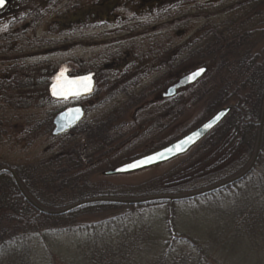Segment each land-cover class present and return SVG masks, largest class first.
Wrapping results in <instances>:
<instances>
[{"label":"rangeland","instance_id":"obj_1","mask_svg":"<svg viewBox=\"0 0 264 264\" xmlns=\"http://www.w3.org/2000/svg\"><path fill=\"white\" fill-rule=\"evenodd\" d=\"M215 1L217 4L225 0ZM169 2L162 1L159 6H155L152 13H149L148 7L145 4L141 5L138 0H73L72 4L80 3V8L75 16L69 15L63 18V24L76 22L78 18L81 19L88 13L91 16L96 15L95 18L99 23L78 27L72 31L74 35H67L66 31L59 36L57 30L49 27L51 20H47L40 26V30L38 29V35L42 33L44 37L43 33L47 28L45 33L51 46L47 45L38 50L26 49L22 53L23 58L18 62H11V65L8 61L9 57H5V54L0 52L2 53L0 54V165H28L33 170L39 171L35 175L37 181H41L40 178L46 176L55 179L54 182H40V190L50 197H66L63 199L65 203L71 198L78 197L83 191L105 193L129 187H147L153 181L159 180H161L160 186H163L162 183L167 184L163 186L164 188H176L172 186V178L178 181V187L190 188L197 173L202 174L212 167L215 163L213 157L215 149H211L208 143H205L186 158L159 171L135 176H132L134 174L120 177L102 175L106 170L179 138L202 117L205 103L200 100L197 102L193 91L179 90L172 98H162L165 89L176 81V76L168 74L162 58H155L152 62L153 66L152 63L150 68L147 66L149 70L142 74L143 77L142 75L138 77L139 74L134 73L136 70L133 64L128 67L123 66L130 69L122 68L120 72L126 71L127 76L124 75L117 81H112L113 77L100 70L112 60L119 61L122 65L128 53L136 58L144 55L148 46L139 44V40L144 38V35H141L143 29L136 28L135 33H129L127 26L137 24L141 26V23L146 22L153 15L164 14V10H170ZM65 11H71V4L67 0L58 1L55 12L59 14ZM111 15H116L117 19L110 20ZM165 15L163 19H159L160 23L157 26L160 31L163 30V34L168 35L165 38H157L160 40V47L170 41H175L176 46L183 45L197 31V25L191 24L187 25L184 34L174 35L175 30H180V26L178 23L173 24L175 22L173 18L165 19ZM187 21L197 22L194 18ZM49 30L56 34L53 35ZM3 31L0 30V35ZM67 39L75 42L53 44ZM78 42H81V45L77 44ZM154 56H151V59ZM204 65L207 66L208 72L201 79L205 80L212 71L209 69L212 62L208 59L194 58L183 61L172 72L181 75ZM10 68L11 74H9ZM137 69L142 73L145 68L139 66ZM59 70H65L69 76L91 75L95 80L94 93L70 100L50 99L46 91L51 81L50 76ZM133 83L136 85L132 86ZM11 85L13 88H10ZM125 86H130L127 88L128 92L122 93L121 90ZM91 101H96V105L86 109L81 124H89L100 131V133L97 131V138L93 142L86 143L80 139V136L73 141L59 139L60 136H51V120L57 112L72 106L87 108V103ZM63 156L72 157L77 166L69 169L70 167L62 166L65 165L62 163L60 166L62 172L58 171V161ZM51 163L52 166H49ZM212 208L216 210L210 211ZM226 209L229 212H225ZM226 209L223 206H216L201 207L196 211L194 207L178 205L174 221L175 229L179 234L201 236L203 239L206 237L204 243L211 247L208 264H264V252L261 249L253 248L245 242L240 245V242L231 238L233 234L229 226L234 215L231 214L235 210ZM166 218V206H164L160 210L149 211L141 220L142 225L150 227L157 236L159 244L171 240ZM99 219L96 216H84L80 220L92 224L98 223ZM97 228L101 229V227ZM91 233L67 234L55 238L39 237L38 246L34 249L36 261H41V264H68V261H72V264H81L84 258L83 252L87 250L85 242H89L90 236L98 239L93 232ZM149 247L156 246L149 245ZM182 247L185 250L184 243L176 244L178 250ZM157 251V247L143 249L139 253L141 264H147ZM44 255L48 258L46 262L43 261Z\"/></svg>","mask_w":264,"mask_h":264},{"label":"trees","instance_id":"obj_2","mask_svg":"<svg viewBox=\"0 0 264 264\" xmlns=\"http://www.w3.org/2000/svg\"><path fill=\"white\" fill-rule=\"evenodd\" d=\"M58 1L63 0H29L27 4L30 8H28L29 11L42 13V19L38 21L45 23L47 20H51L48 25L57 30L59 36L66 31L67 35H74L72 31L78 27L99 23V20L95 18L96 15H92L89 20H85V16H83L76 22L63 24V18L76 15L80 3L72 4L73 0H67L71 4V11L57 14L55 11ZM138 1L141 5L145 4L148 7V12L152 13L155 6H159L165 0ZM168 1H170L169 11L167 9L164 10V14L153 15L144 24L141 23V26L138 24L127 26L129 33H135L136 28L143 29L141 35H144V38L139 40V44L142 46L147 44V52L138 58L128 53L125 61H122V65L119 61L112 60L108 65H103L100 70L113 77L112 81H117L122 76H127L126 71L121 73L120 70L122 68L128 70L130 68L124 67L133 64L136 70L134 73H138L139 77L148 72L150 64L154 62L155 58H162L168 74L176 76L177 81L182 75L190 72L181 75L173 74V69L179 63L194 58L211 61L212 65L209 66V69L212 71L205 80L200 79L194 85L182 89V91L195 92L197 102L204 101L205 109L199 122L191 128L189 127L181 135L183 136L197 127L220 108L230 107V114L185 156L145 172L135 173L132 176L169 167V165L186 158L197 147L205 143H208L211 149H215L214 165L202 174L197 173L194 184L190 188L178 187V181L172 178V186L176 188H164L163 186H167V184L162 183L163 186H160L161 180H159L153 181L147 187H129L105 193L83 191L78 194V197L71 198L68 203L63 201L66 197H50L40 190V182H54L55 179L46 176L40 178L41 181H37L35 175L39 171L33 170L28 165H0V167H7L15 173L25 194L38 207L47 211H59L78 202L91 199L136 200L191 194L230 180L251 164L255 155L259 122L264 104V0H225L217 4H215L217 2L215 0ZM37 4L40 9H36ZM164 15L165 19L173 18L175 20L173 24L178 23L180 26V30H175L174 35L184 34L187 25L191 24L197 25V31L183 45L176 46L175 41H170L160 47V40L157 38L168 36L157 27L160 23L159 19H163ZM186 18L188 20L194 18L197 22L191 23ZM113 19H117L116 15H111L110 20ZM54 20H58L56 21L58 23L56 24ZM70 27L74 28L69 31ZM46 30L43 33L44 37L42 36L41 41H38L37 49L40 47L42 49L47 45L51 46L47 41ZM52 33L56 34L54 31ZM71 41L67 39L53 44L59 45V43L66 44L68 42L71 44ZM77 44L81 45V42ZM28 47L27 50H31L30 43ZM12 50L10 62L15 63L23 58L22 50ZM153 55L155 56L151 59ZM139 66L145 68L142 73L137 69ZM147 66H149L148 69ZM199 67L206 68V72H208L207 66ZM9 74H11V68ZM52 77L53 75L50 76V78ZM135 85L136 83L132 84V86ZM128 87L130 86H125L121 92L127 93ZM10 88L13 86L11 85ZM96 101L87 103V108L84 107L85 112L86 109L93 108ZM97 131L100 133L89 124L79 123L58 138L73 141L77 136H80L84 142L91 143L97 138ZM86 145L88 146V144ZM164 145L158 146L154 150ZM62 163L65 164L62 166L70 167L69 169L72 166H77L72 157L63 156L57 165L58 171L61 172ZM49 166H52V163ZM178 205L194 207L196 211L201 207L216 206L235 210L231 214V216L234 215L231 218L232 224L229 226L230 232L233 234L231 238L240 242V245L245 242L264 252V131L257 164L248 176L216 192L192 200L175 202L171 208L167 201L133 206L92 203L60 216H48L39 214L22 198L8 172H0V264H41V261H36L37 257L34 253L39 237L51 236L55 238L87 232H93L100 241L90 236L89 242H85L87 250L85 249L83 252L84 258L81 260V264H141L139 253L143 249L156 247L158 251L147 264H208L211 247L204 243L206 237L203 239L201 236L179 234L175 229L174 221ZM164 206H166V224L171 240L159 244L157 236L153 234L150 227L143 226L141 220L149 211L160 210ZM214 210L216 208H212L210 211ZM225 212H229V210L226 209ZM84 216H96L100 219L98 223L87 224L80 220ZM97 227H101V229L98 230ZM99 233L102 235L99 236ZM177 243H184L186 251L183 247L178 250ZM149 245L156 247H149ZM45 249L47 252L46 247ZM47 257H49L48 254ZM47 257L44 255L43 261L46 262ZM68 264H72V261H68Z\"/></svg>","mask_w":264,"mask_h":264},{"label":"water","instance_id":"obj_3","mask_svg":"<svg viewBox=\"0 0 264 264\" xmlns=\"http://www.w3.org/2000/svg\"><path fill=\"white\" fill-rule=\"evenodd\" d=\"M1 7V6H0ZM203 70V71H201ZM199 72V75L193 76L194 73ZM206 72V68L199 67L196 68L177 79V81L167 87L165 91L162 93V98H172L176 95L179 90L185 89L194 85L197 81H199ZM84 78H87L86 80ZM95 87V81L87 74L79 75V76H69L65 70H60L55 73L54 78L47 86V94L53 100H69L73 98L79 97H87L89 96ZM54 89L57 94H54ZM230 107H223L214 112L208 119L203 121L197 127L184 134L183 136L177 138L176 140L164 145L163 147L154 150L153 152L147 153L145 155L139 156L132 160H129L123 164H120L112 169L106 170L102 172L103 176H124L139 173L157 166H161L167 164L175 159H178L182 156H185L188 152H190L195 146H197L201 141H203L214 129H216L230 114ZM85 117V111L81 106H72L58 112L52 119V130L51 136L58 137L69 131L72 127L78 125ZM264 131V104L262 108L261 118L259 122L258 129V137L256 143V150L254 158L251 164L245 169L242 173L237 175L236 177L227 180L223 183L215 185L213 187L194 192L186 195L179 196H157V197H149L144 199H136V200H119L112 198H100V199H91L82 202H78L69 207H66L59 211H47L38 207L34 204L29 197L23 191L19 181L15 175V173L7 168L0 167V172L6 171L8 172L18 189L22 198L32 206L39 214H44L48 216H60L70 211L87 204L92 203H109V204H117L124 206H133V205H143L150 202L157 201H167L170 203V208L172 204L175 202H182L187 200H192L194 198H198L209 193L216 192L220 189H223L227 186L235 184L246 176H248L252 170L255 168L259 154L261 149L262 137ZM191 139H188V138ZM187 140V143H183V141ZM180 145L179 148L176 145ZM171 148L172 151H167V149ZM158 153H163V155H156ZM155 156L154 160H147V157ZM137 161H142L143 163L138 164L136 167H128L129 165L134 164Z\"/></svg>","mask_w":264,"mask_h":264},{"label":"flooded vegetation","instance_id":"obj_4","mask_svg":"<svg viewBox=\"0 0 264 264\" xmlns=\"http://www.w3.org/2000/svg\"><path fill=\"white\" fill-rule=\"evenodd\" d=\"M28 2L29 0H5L4 5L0 7V30H4L0 35V52L9 57L10 65L11 54L7 55L6 52L11 53L12 49L24 51L29 48V43L31 50H38V41L42 38V33L38 35V29L40 30L44 23L38 21L42 19V13L29 11ZM35 7L40 9L38 4ZM90 17V13L86 14L85 20Z\"/></svg>","mask_w":264,"mask_h":264},{"label":"snow or ice","instance_id":"obj_5","mask_svg":"<svg viewBox=\"0 0 264 264\" xmlns=\"http://www.w3.org/2000/svg\"><path fill=\"white\" fill-rule=\"evenodd\" d=\"M4 3H5V0H0V6H3ZM201 71H203V70H201ZM197 75H199V72L193 74V76H197ZM84 79L86 80L87 78H84ZM54 94H57L55 89H54ZM188 139H191V138L189 137ZM183 143H187V140L183 141ZM176 147L179 148L180 145L178 144V145H176ZM167 151H172V149L169 148V149H167ZM156 155H163V153H158ZM146 159L147 160H154L155 156H150V157H147ZM141 163H143V162L142 161H137L134 164L129 165L128 167H136L138 164H141Z\"/></svg>","mask_w":264,"mask_h":264}]
</instances>
